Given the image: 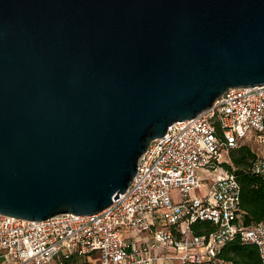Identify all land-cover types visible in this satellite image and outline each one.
Segmentation results:
<instances>
[{"label":"water","instance_id":"water-1","mask_svg":"<svg viewBox=\"0 0 264 264\" xmlns=\"http://www.w3.org/2000/svg\"><path fill=\"white\" fill-rule=\"evenodd\" d=\"M263 85L264 0H0V214H99L169 126Z\"/></svg>","mask_w":264,"mask_h":264},{"label":"built area","instance_id":"built-area-1","mask_svg":"<svg viewBox=\"0 0 264 264\" xmlns=\"http://www.w3.org/2000/svg\"><path fill=\"white\" fill-rule=\"evenodd\" d=\"M253 137L264 143V85L230 88L154 140L127 191L99 214L46 221L0 214V264H227L218 254L236 239L256 246L264 264V222L244 225L240 183L222 167ZM204 169L213 175L206 195ZM251 172L264 179V157ZM198 222L214 228L195 235Z\"/></svg>","mask_w":264,"mask_h":264},{"label":"trees","instance_id":"trees-1","mask_svg":"<svg viewBox=\"0 0 264 264\" xmlns=\"http://www.w3.org/2000/svg\"><path fill=\"white\" fill-rule=\"evenodd\" d=\"M230 163L223 164L225 171L236 175L241 187V211L245 226L264 222V179L251 172L256 154L243 143L229 154ZM210 222H198L192 226L195 235L213 230ZM218 256L227 264H262L259 251L254 245H244L239 239L225 245Z\"/></svg>","mask_w":264,"mask_h":264},{"label":"rangeland","instance_id":"rangeland-1","mask_svg":"<svg viewBox=\"0 0 264 264\" xmlns=\"http://www.w3.org/2000/svg\"><path fill=\"white\" fill-rule=\"evenodd\" d=\"M246 144L252 149V151L256 154V157H264V143H261L259 141V139H257L256 137L251 138L250 140L246 141ZM228 157L225 155V158ZM229 158V157H228ZM199 174V177L202 181V183H204V187L202 189V194L206 195L207 192V188L209 187V183L208 182H204V180H210L213 178V175H209L205 169L201 170ZM177 194L173 195V197L175 198V200L177 199ZM1 256V253H0ZM0 261H2V258H0Z\"/></svg>","mask_w":264,"mask_h":264}]
</instances>
